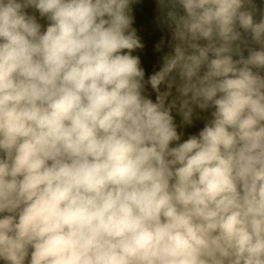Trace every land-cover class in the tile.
<instances>
[{
    "label": "clouds",
    "instance_id": "1",
    "mask_svg": "<svg viewBox=\"0 0 264 264\" xmlns=\"http://www.w3.org/2000/svg\"><path fill=\"white\" fill-rule=\"evenodd\" d=\"M132 2L0 0V264H264V8L161 0L146 77Z\"/></svg>",
    "mask_w": 264,
    "mask_h": 264
},
{
    "label": "trees",
    "instance_id": "2",
    "mask_svg": "<svg viewBox=\"0 0 264 264\" xmlns=\"http://www.w3.org/2000/svg\"><path fill=\"white\" fill-rule=\"evenodd\" d=\"M256 5L257 12L264 8V0H253ZM135 28L138 37L144 47L135 50L132 54L139 56L141 65L146 71V77L151 74L154 69L158 70L160 57L170 51L168 43L171 40V30L166 22V9L162 8L161 0H133L130 4ZM180 15H183L182 9L178 8ZM163 41L162 50L156 51V45ZM154 98V97H153ZM201 125L197 124V127ZM197 127L189 129L194 132Z\"/></svg>",
    "mask_w": 264,
    "mask_h": 264
}]
</instances>
